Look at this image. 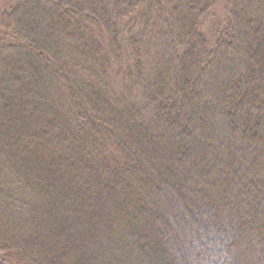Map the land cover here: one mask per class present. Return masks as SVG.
<instances>
[{
  "label": "trees",
  "instance_id": "16d2710c",
  "mask_svg": "<svg viewBox=\"0 0 264 264\" xmlns=\"http://www.w3.org/2000/svg\"><path fill=\"white\" fill-rule=\"evenodd\" d=\"M0 264H264V0H0Z\"/></svg>",
  "mask_w": 264,
  "mask_h": 264
},
{
  "label": "rangeland",
  "instance_id": "374dc122",
  "mask_svg": "<svg viewBox=\"0 0 264 264\" xmlns=\"http://www.w3.org/2000/svg\"><path fill=\"white\" fill-rule=\"evenodd\" d=\"M219 3V2H218ZM221 3L215 5V7L204 17L202 32L207 37L209 42H213L215 39L216 31L219 27V24L222 21L223 11L221 9Z\"/></svg>",
  "mask_w": 264,
  "mask_h": 264
}]
</instances>
